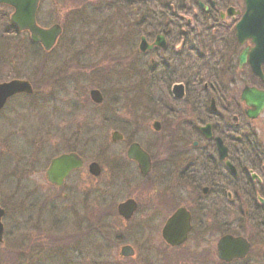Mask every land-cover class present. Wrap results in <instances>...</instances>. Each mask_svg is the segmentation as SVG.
Listing matches in <instances>:
<instances>
[{
  "label": "flooded vegetation",
  "instance_id": "obj_1",
  "mask_svg": "<svg viewBox=\"0 0 264 264\" xmlns=\"http://www.w3.org/2000/svg\"><path fill=\"white\" fill-rule=\"evenodd\" d=\"M42 1L36 22L45 27ZM92 1L95 44L129 51L126 65L133 66L116 77L139 78L142 97H150L134 123L140 138L117 126L122 132L115 128L112 142L124 146L109 157L113 187L127 185L124 201L136 207L129 220L115 210L113 218L149 226L138 244H126L134 253L127 264H143L135 259L144 250L159 264H264V107L243 99L246 88L264 92V0ZM118 58L110 53L107 61L116 66ZM216 138L226 148L223 159ZM132 145L149 158L145 174L128 158ZM65 153L83 160L76 149ZM91 162L102 174L104 165ZM79 170L50 186L64 187ZM180 210L177 231L166 229Z\"/></svg>",
  "mask_w": 264,
  "mask_h": 264
},
{
  "label": "rangeland",
  "instance_id": "obj_2",
  "mask_svg": "<svg viewBox=\"0 0 264 264\" xmlns=\"http://www.w3.org/2000/svg\"><path fill=\"white\" fill-rule=\"evenodd\" d=\"M9 13L0 8V82L28 80L34 93L11 98L0 112V207L5 210L0 264H127L120 247L138 244L149 226L121 225L113 218L110 206L124 201L129 187H113L108 166L110 155L124 146L115 145L111 133L118 126L138 140L134 123H140V109L150 98L142 97L139 78L116 77L127 74L133 65L125 58L133 55L95 44L92 0L42 1L39 20L63 29L50 53L31 44L25 33H6ZM110 53L119 65L108 63ZM94 88L103 94L101 105L90 100ZM72 149L84 166L55 189L44 172L53 157ZM91 161L104 165L98 178L88 173ZM137 180L133 176L129 185ZM150 254L144 250L135 260L159 264Z\"/></svg>",
  "mask_w": 264,
  "mask_h": 264
},
{
  "label": "water",
  "instance_id": "obj_3",
  "mask_svg": "<svg viewBox=\"0 0 264 264\" xmlns=\"http://www.w3.org/2000/svg\"><path fill=\"white\" fill-rule=\"evenodd\" d=\"M39 0H0V4H7L14 8V13L11 15V22L18 26L19 30H27L30 32L31 41L39 43L46 52H49L55 45L58 37L61 34V28L59 25H53L48 29H42L36 25L35 14L37 10ZM32 86L29 82L23 80H12L8 83L0 84V109L5 105L8 98L18 93L31 94ZM91 100L100 104L102 102V96L98 90H92L90 92ZM244 99L248 105L262 108L264 107V92L257 91L255 89L245 90ZM204 135L207 137V127L201 128ZM119 137L118 133H113V140L116 141ZM217 146L221 158H225L227 155L226 148L222 145L221 141L217 139ZM129 158L136 160L139 164L140 170L143 174L148 170L149 160L145 153H143L137 145H132L128 151ZM145 162H147V167ZM82 165L81 160L75 154H65L53 159L46 172V176L49 182L60 186L63 183V179L68 173L80 168ZM232 172L234 169L230 166ZM89 172L93 176H98L100 169L98 164L92 163L89 166ZM135 204L132 200L122 203L118 206L120 214L129 219L135 211ZM3 215V210L0 209V221ZM170 223L167 225L169 227ZM2 234V225L0 222V238ZM128 249L123 248V251Z\"/></svg>",
  "mask_w": 264,
  "mask_h": 264
}]
</instances>
